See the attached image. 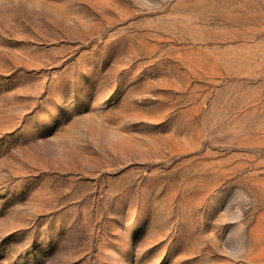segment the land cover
<instances>
[{
  "label": "rangeland",
  "instance_id": "rangeland-1",
  "mask_svg": "<svg viewBox=\"0 0 264 264\" xmlns=\"http://www.w3.org/2000/svg\"><path fill=\"white\" fill-rule=\"evenodd\" d=\"M0 264H264V0H0Z\"/></svg>",
  "mask_w": 264,
  "mask_h": 264
}]
</instances>
